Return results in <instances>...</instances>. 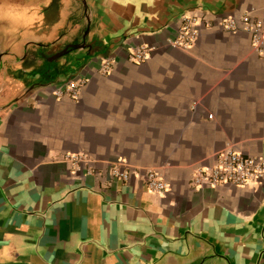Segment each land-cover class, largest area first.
I'll use <instances>...</instances> for the list:
<instances>
[{
    "label": "crops",
    "instance_id": "1",
    "mask_svg": "<svg viewBox=\"0 0 264 264\" xmlns=\"http://www.w3.org/2000/svg\"><path fill=\"white\" fill-rule=\"evenodd\" d=\"M244 14L264 0H0V264H264V177L193 185L222 150L264 160V57L218 25Z\"/></svg>",
    "mask_w": 264,
    "mask_h": 264
},
{
    "label": "built area",
    "instance_id": "2",
    "mask_svg": "<svg viewBox=\"0 0 264 264\" xmlns=\"http://www.w3.org/2000/svg\"><path fill=\"white\" fill-rule=\"evenodd\" d=\"M198 17L197 15L183 17L177 37L170 42L172 47L179 50H190L200 36L197 27ZM218 25L227 32L245 31L249 33L253 51L258 56L264 57V17L253 18L250 14H244L240 18L229 17L223 19ZM150 53L151 49L149 47L142 46L131 52L129 60L140 64L148 60ZM111 65V61L105 62L103 66L104 73H108ZM85 84V81L70 82L63 88L55 90L54 94L59 99L67 96L77 100L81 87ZM64 160L71 165L74 172H80L83 169L86 170L88 175L95 172L92 167V159L85 154H66ZM111 175L123 181L129 179V173L120 166H114L111 169ZM146 176L147 189L152 193L161 194L170 187L155 170H148ZM263 177V159L226 149L215 155L213 166L198 168L194 172L193 185L197 189L206 186L218 187L220 185L246 187L250 182L260 180Z\"/></svg>",
    "mask_w": 264,
    "mask_h": 264
}]
</instances>
